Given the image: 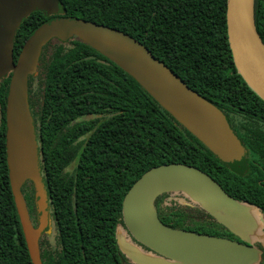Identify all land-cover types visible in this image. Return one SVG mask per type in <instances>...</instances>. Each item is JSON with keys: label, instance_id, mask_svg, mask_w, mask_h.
Wrapping results in <instances>:
<instances>
[{"label": "trees", "instance_id": "1", "mask_svg": "<svg viewBox=\"0 0 264 264\" xmlns=\"http://www.w3.org/2000/svg\"><path fill=\"white\" fill-rule=\"evenodd\" d=\"M59 1L58 15L115 27L142 42L189 87L225 113L247 156L245 165L222 161L112 60L77 36L69 39L71 46L53 38L43 47L38 64L46 96L58 101L62 116L58 123L86 114L87 136L79 152L74 146L66 151L71 132L57 138L51 127L43 137L41 169L55 230V245L46 233L39 239L43 264H124L127 257L117 241L124 196L145 171L164 163L192 164L210 174L229 195L264 213V101L235 66L227 36V0ZM254 13L264 41V0H254ZM51 17L34 11L22 21L15 34V60L35 28ZM10 79L11 75L0 81V264H32L6 157ZM32 84L30 76V109ZM73 158L74 167L66 170ZM238 163L242 168L232 165ZM22 192L36 226L31 180ZM159 201L160 197L158 215L170 226L199 232L215 225L225 229L204 210L165 212ZM259 233L262 238L255 241L261 251L258 264H264L263 224Z\"/></svg>", "mask_w": 264, "mask_h": 264}, {"label": "water", "instance_id": "2", "mask_svg": "<svg viewBox=\"0 0 264 264\" xmlns=\"http://www.w3.org/2000/svg\"><path fill=\"white\" fill-rule=\"evenodd\" d=\"M34 11L53 17L35 28L15 60L16 31ZM59 11V0H0V78L11 72L6 102V157L32 264H43L39 239L51 220L28 101V81L37 71L43 47L53 38L67 41L77 36L112 60L222 161H240L246 150L225 113L189 87L142 42L118 28L74 15H58ZM226 22L235 66L264 101V41L256 26L254 0H227ZM28 180L35 187L36 226L22 192ZM164 193H183L242 241L164 223L155 203ZM254 207L229 195L210 174L192 164H160L145 171L122 202V221L129 234L158 255L117 233L118 245L134 264H258L261 251L252 243L262 223L252 211Z\"/></svg>", "mask_w": 264, "mask_h": 264}, {"label": "flooded vegetation", "instance_id": "3", "mask_svg": "<svg viewBox=\"0 0 264 264\" xmlns=\"http://www.w3.org/2000/svg\"><path fill=\"white\" fill-rule=\"evenodd\" d=\"M41 72L42 71L38 65L37 71H36L35 75H33L32 86L34 87V92H33V100H32L31 109H30L32 116H33V122H34V127H35V132H36V138H37V144H38V153H39V159H40V167L42 166L43 160H44L45 142H44L43 137L46 135L47 129L49 130V128H51V127L54 128L53 131L57 133V138L60 137L61 135H65V134H66V136H68L69 133L71 132V136L66 138V151L67 152H68V148H71L72 146L79 147L78 151H76V152H79L81 150L80 147H82V145L85 143L86 136H87L86 130H85V123H86L85 121L87 119L86 114H79V115L75 116L70 121L68 120V121H65V123H62V122L58 123V121H60L62 118V116L60 114V108L57 104L58 101L53 96H51L50 98H47L46 90H45L44 85L42 83L43 76H42ZM9 75H11V72L8 73L6 76H3L2 78H0V81ZM1 110L2 109H1V104H0V120H1V114H2ZM63 120H66V115L63 116ZM50 123H52V124H50ZM74 128H75V130L71 131V129L73 130ZM246 156H247V149L245 150V155L240 160L241 162H243L244 165H245L244 161H245ZM75 162H76V159L73 158L72 162L70 164L66 165V170H70L72 167H74ZM41 172H42V169H41ZM161 196H159V197H161ZM157 199L155 202L156 207H157ZM224 228H225V233H226L225 237L242 241L236 235L231 233L226 227H224ZM132 240L135 242V244L142 247L145 251H148V252H151V253L158 255L157 253L151 251L146 246L137 242L134 238H132ZM252 244L254 246H256L254 241ZM123 263L124 264H132L128 260V258H127V260H124Z\"/></svg>", "mask_w": 264, "mask_h": 264}, {"label": "rangeland", "instance_id": "4", "mask_svg": "<svg viewBox=\"0 0 264 264\" xmlns=\"http://www.w3.org/2000/svg\"><path fill=\"white\" fill-rule=\"evenodd\" d=\"M74 37L70 38L73 39ZM70 40L67 41H63L65 46H71L72 42ZM234 167L236 168H242V164L239 163L236 164H232ZM159 207L164 210L165 212H172V211H177V210H191V209H201L197 204L192 203L188 197H186L183 194L180 193H165L160 197V201H159ZM252 211L258 216L260 223H262L264 225V213L257 207H254V209H252ZM200 232H204V233H208V234H212V235H218V236H226L225 233V229H223L222 227L215 225L214 227H212L210 230H202ZM117 233L119 237L122 238H128V240L132 241L133 243H135L132 240L131 235L129 234L128 230L126 229V227L123 225V223L121 221H119L118 223V229H117ZM46 234H47V239L48 241L52 244L55 245V230H54V226L53 224L49 225L46 229ZM262 236L261 234L257 233V235L254 236L253 241H257L259 239H261Z\"/></svg>", "mask_w": 264, "mask_h": 264}]
</instances>
